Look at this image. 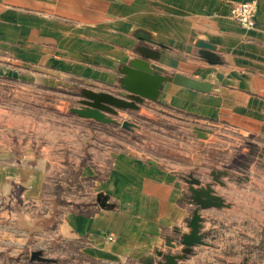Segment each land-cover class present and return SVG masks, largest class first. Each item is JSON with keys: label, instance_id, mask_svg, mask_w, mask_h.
I'll return each mask as SVG.
<instances>
[{"label": "crops", "instance_id": "obj_1", "mask_svg": "<svg viewBox=\"0 0 264 264\" xmlns=\"http://www.w3.org/2000/svg\"><path fill=\"white\" fill-rule=\"evenodd\" d=\"M240 2L256 5L252 29L230 15ZM202 43L212 46L218 64L203 57ZM142 46L159 59L143 57ZM5 50L34 62L36 88L65 84L76 105L67 103L71 113L63 121L49 122L55 128L45 138L0 122V244L66 243L97 263L158 264L159 252L185 248L180 238L190 233L197 208L191 188L211 189L222 205L200 210L206 244L179 264H205L218 253L231 263L235 251L239 264H264V0H0ZM139 61L209 87L199 92L165 82L157 100L117 110L109 124L71 111L82 107L83 90L119 96L123 69ZM152 108L225 126L242 140L233 162L245 165L247 178H237L232 165H204V155L193 173L124 149L117 134L138 131L136 113ZM124 122L136 127L126 130ZM199 135L202 143L214 138L213 131ZM190 177L201 185L191 186Z\"/></svg>", "mask_w": 264, "mask_h": 264}, {"label": "rangeland", "instance_id": "obj_2", "mask_svg": "<svg viewBox=\"0 0 264 264\" xmlns=\"http://www.w3.org/2000/svg\"><path fill=\"white\" fill-rule=\"evenodd\" d=\"M13 54V51L11 53H7L6 50L0 51L1 125L2 122L7 125L11 122L10 124L18 129L34 128L33 130L44 138L49 137L50 131L55 128L54 124L58 120L63 121V116L71 113L72 106L67 103L76 105L74 95L72 96L68 91L70 87L65 84L59 85L60 87L54 90L46 86L36 88L35 80L38 78L35 79L34 62L22 61ZM36 82H40V78ZM77 91L81 89L77 87ZM136 114H140L138 115L140 117H137V124L140 127L138 131L117 134L124 149L129 146L142 157H150L171 171L183 170L193 173L201 171V159L197 155H204L206 157L204 165L219 167L232 165L237 178L241 180L247 178L245 165L233 162L238 156L237 149L242 145V140L229 134L225 126L222 129H212L210 125L203 126L196 122L194 117L164 108L146 109L145 112ZM52 120L55 121L54 124L49 123ZM202 130L209 133L213 131L214 138L202 143L199 140V132ZM230 149H233L232 152ZM9 242L0 244V264H3V257H5L4 264H102L87 260L66 243L51 246L45 243L46 241L35 242L23 249L17 241ZM2 247L5 248L4 251H1ZM35 251H42L44 256L53 262H32L30 258ZM231 254L234 259L231 263L227 262L225 255L218 253L205 259V264H239L238 252Z\"/></svg>", "mask_w": 264, "mask_h": 264}, {"label": "water", "instance_id": "obj_3", "mask_svg": "<svg viewBox=\"0 0 264 264\" xmlns=\"http://www.w3.org/2000/svg\"><path fill=\"white\" fill-rule=\"evenodd\" d=\"M143 40L150 42L147 37L142 36ZM200 47L204 50L203 57L212 64H218V57L212 52V46L206 43L200 44ZM138 52L150 60H158L160 57L159 52L153 51L146 46L138 48ZM133 62L131 66L123 69L125 75L122 80L123 92L119 96H115L110 93H96L92 90H83L80 96L83 98L80 104L81 108H73L71 111L74 114L86 119H92L101 123H114L115 121L108 115H116L117 110H139L140 106H143L146 101L153 102L158 99L160 90L165 82H172L176 85L183 86L185 88L206 92L208 89L207 83L199 82L192 78L174 75L166 77L162 74V70L156 66H149L147 63ZM136 127L135 124L130 122H124L123 128L126 130H132ZM226 174V173H224ZM217 182L223 185L218 179ZM187 182L191 185H201V181L190 177ZM193 194V200L197 205V208L193 212V216L189 221L190 233L183 234L180 238V243L185 247L181 253H163L159 252L158 256L162 258L158 264H179L192 253L195 246L205 245L203 240L202 229V217L200 210H206L213 207H219L222 205L220 198L212 194L211 189H207L202 192L196 191L191 188ZM167 246L171 249L175 248V244L172 240H167ZM30 260L32 262L52 263L53 261L44 256L42 251H35L32 253Z\"/></svg>", "mask_w": 264, "mask_h": 264}, {"label": "built area", "instance_id": "obj_4", "mask_svg": "<svg viewBox=\"0 0 264 264\" xmlns=\"http://www.w3.org/2000/svg\"><path fill=\"white\" fill-rule=\"evenodd\" d=\"M231 17L242 27L252 29L255 26L256 5L254 2H240L232 6Z\"/></svg>", "mask_w": 264, "mask_h": 264}]
</instances>
